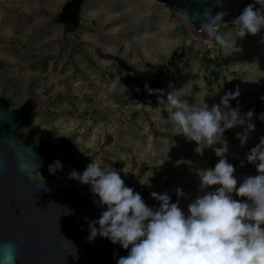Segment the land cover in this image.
I'll return each mask as SVG.
<instances>
[{
  "label": "rangeland",
  "instance_id": "374dc122",
  "mask_svg": "<svg viewBox=\"0 0 264 264\" xmlns=\"http://www.w3.org/2000/svg\"><path fill=\"white\" fill-rule=\"evenodd\" d=\"M66 1L0 0V98L16 109L33 100L34 123L14 138L54 145L51 165L59 161L62 169L52 180L39 171L44 182L69 179L93 161L116 170L150 208H159L150 193L167 192L176 203L180 188L186 198L179 207L187 214L188 204L204 194L199 173L215 167L214 148L223 145L206 147L176 134L164 109L167 94L211 108L237 88L240 95L229 104L244 122L224 132L225 157L237 187L258 174L246 156L264 137V29L237 38L232 21L218 27L232 45L225 49L156 0H87L77 27L58 22ZM237 2V17L249 4L261 8L255 0ZM248 123L255 127L242 145L238 134Z\"/></svg>",
  "mask_w": 264,
  "mask_h": 264
},
{
  "label": "clouds",
  "instance_id": "9594fccd",
  "mask_svg": "<svg viewBox=\"0 0 264 264\" xmlns=\"http://www.w3.org/2000/svg\"><path fill=\"white\" fill-rule=\"evenodd\" d=\"M215 3L217 7L222 6L221 0ZM255 3L261 8L254 10L255 5L249 4L232 21L237 28V38L255 36L264 29V0H255ZM211 13V8H205L202 14L193 13V20L197 22L202 15L204 22L200 29L214 37L222 48L231 47V43L217 33L227 13L218 12L214 17ZM145 88L150 94L153 92L147 84ZM239 95L238 88L235 92H226L220 104L209 108L206 103L199 107L184 103L174 91L167 94L164 109L176 134L198 145L203 142L206 147L223 145L214 148L219 157L215 167L199 173L204 194L188 204L187 214L179 207V198H186L180 188L175 189L176 203L171 202L167 192L150 193L159 202V208H150L139 193L125 185L116 170L106 171L93 161L82 173L73 170L69 178L89 185L91 193L99 198L97 206H106L98 220L89 222L88 242L100 236L125 250L130 248L127 256L119 257L117 264H264V137L246 156L247 161L256 166L258 174L244 178L239 187L234 177L235 168L225 157L228 147L223 140L224 132L244 122L239 108L233 109L229 104ZM246 116L251 120L253 113L249 111ZM260 119L264 120V115ZM254 127L248 123L247 131L238 134L242 145ZM20 167L23 170L25 165L21 163ZM49 169L54 173L62 169V164L56 161ZM216 185L220 187L208 191ZM232 193L246 199H234ZM71 214L68 209L67 215ZM12 248V245L5 246V264H12Z\"/></svg>",
  "mask_w": 264,
  "mask_h": 264
},
{
  "label": "water",
  "instance_id": "95a60500",
  "mask_svg": "<svg viewBox=\"0 0 264 264\" xmlns=\"http://www.w3.org/2000/svg\"><path fill=\"white\" fill-rule=\"evenodd\" d=\"M156 2L183 14L198 32L203 31L204 19L201 15L196 22L193 13L211 8L214 17L225 12L221 27L233 21L240 9L237 0H221L220 7L215 0ZM23 124L24 117L16 108L0 102V264H5L6 245L13 246L12 264H117L130 248L125 250L100 236L91 243L87 239L89 222L98 220L106 206L98 207L99 198L90 186L77 180L44 182L38 176L45 165L39 147L14 138Z\"/></svg>",
  "mask_w": 264,
  "mask_h": 264
},
{
  "label": "trees",
  "instance_id": "16d2710c",
  "mask_svg": "<svg viewBox=\"0 0 264 264\" xmlns=\"http://www.w3.org/2000/svg\"><path fill=\"white\" fill-rule=\"evenodd\" d=\"M86 1L87 0H67L58 15L60 22L77 27L80 23L81 11ZM0 102L6 105H10V100L6 98L1 97ZM35 108L36 107L33 100L28 99L22 106L17 109L20 115L24 117V124L21 128L31 127L33 125ZM37 146L45 156V165L40 169V173L44 179L52 180L53 174L49 169V166L52 164L54 156L56 154L55 147L46 138L42 139Z\"/></svg>",
  "mask_w": 264,
  "mask_h": 264
},
{
  "label": "crops",
  "instance_id": "0c3cea01",
  "mask_svg": "<svg viewBox=\"0 0 264 264\" xmlns=\"http://www.w3.org/2000/svg\"><path fill=\"white\" fill-rule=\"evenodd\" d=\"M158 3V2H157ZM164 5V4H163ZM66 25H69V24H66Z\"/></svg>",
  "mask_w": 264,
  "mask_h": 264
}]
</instances>
